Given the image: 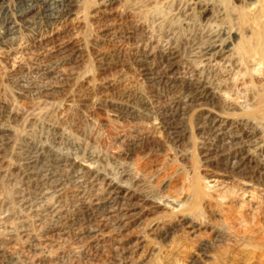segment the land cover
<instances>
[{"label":"rangeland","instance_id":"obj_1","mask_svg":"<svg viewBox=\"0 0 264 264\" xmlns=\"http://www.w3.org/2000/svg\"><path fill=\"white\" fill-rule=\"evenodd\" d=\"M64 1L0 0V264H264V72L242 50L260 0ZM195 87L211 98L187 107ZM213 114L261 142L247 179L229 174ZM41 147L101 178L81 184ZM196 181L219 190L186 200ZM109 183L184 206L167 205L161 234L149 219L122 230L130 203ZM211 228L252 240L211 246Z\"/></svg>","mask_w":264,"mask_h":264},{"label":"bare ground","instance_id":"obj_2","mask_svg":"<svg viewBox=\"0 0 264 264\" xmlns=\"http://www.w3.org/2000/svg\"><path fill=\"white\" fill-rule=\"evenodd\" d=\"M73 2V1H72ZM69 5L71 4V0H66L64 3L62 2L61 5ZM260 7L257 8L256 12V19L255 24L251 26L250 32H251V38L247 41L246 45L242 48L244 51L245 55L247 56V59L249 58L250 63L252 64H257L258 66H261L263 68L264 72V0H260ZM71 7V6H70ZM256 8V7H255ZM254 8V9H255ZM253 9V8H252ZM70 13V12H69ZM253 15V13H252ZM254 16V15H253ZM255 18V17H254ZM249 29V28H248ZM167 52V51H166ZM146 54V53H145ZM166 54V53H165ZM164 58V57H163ZM161 58V59H163ZM179 60V59H178ZM147 61V60H146ZM165 61L167 64H169L168 67L172 69L174 66V61L175 57L174 54H168L165 56ZM248 61V60H247ZM148 62V61H147ZM163 62V61H162ZM179 62V61H176ZM166 66V65H165ZM170 69V70H171ZM174 69V68H173ZM172 69V70H173ZM166 70V69H165ZM169 70V68H168ZM179 70V69H178ZM175 74V73H174ZM176 78V77H175ZM174 78V79H175ZM177 81V78H176ZM197 81V80H196ZM199 81V80H198ZM201 81V80H200ZM175 83V82H174ZM190 83V82H189ZM192 83V82H191ZM178 84V83H177ZM194 84V83H193ZM180 86V85H179ZM196 86V85H195ZM186 87V86H184ZM195 94L196 96L194 98H188L185 100L184 105L189 107L194 103L195 100H203L207 98H211L210 94H207L201 87H195ZM202 89V90H201ZM188 90V89H187ZM186 90V91H187ZM191 92V90L189 89ZM208 91V90H207ZM188 92V91H187ZM188 92V93H190ZM193 92V91H192ZM191 94V93H190ZM191 94V95H193ZM192 97V96H191ZM214 97V96H213ZM212 97V98H213ZM211 100V99H210ZM213 100V99H212ZM215 100V99H214ZM209 102V101H208ZM210 121V120H209ZM239 123V122H238ZM211 126L217 137H220L222 140L227 141L228 144L231 145L232 150L228 152V154L225 157V160L228 162L226 165H228V170H230V173L243 175L245 178L248 177V175L251 174L250 169L252 168L251 165L253 163V150H260L261 142H253L252 138H249L247 136H243L238 134L237 132V122L232 123L230 118L224 115L220 114H213L212 115V120H211ZM167 127V126H166ZM242 128V127H241ZM240 128V129H241ZM211 129V130H212ZM228 129V130H227ZM247 129V128H246ZM244 130V129H243ZM255 130V129H254ZM5 130L3 127L0 125V140L4 137ZM172 132V131H171ZM248 135H250V130ZM243 134V132H242ZM254 135V134H252ZM259 136V135H257ZM256 137V136H254ZM219 138V139H220ZM258 139V138H257ZM3 140V139H2ZM255 141V140H254ZM4 142V140H3ZM8 143V142H7ZM6 143V144H7ZM5 144V143H4ZM263 144V143H262ZM5 146V145H4ZM263 147V146H262ZM42 148V147H41ZM52 148V147H51ZM226 149V148H225ZM1 150V149H0ZM40 150V149H39ZM52 150V149H51ZM221 150V148H220ZM50 151V150H49ZM48 155L46 157H49L50 154L48 151H46ZM44 148L40 150V155L45 156ZM219 152V151H218ZM215 153V152H214ZM223 154V153H221ZM216 156V155H215ZM214 156V157H215ZM219 156V155H218ZM54 157V158H53ZM211 157V156H210ZM52 158L54 159L53 162L58 166V170L61 168L64 172L66 171L67 174L71 173L74 178H76L79 182L82 180H99L101 178V173L93 170H87L83 168L81 165H79L77 162H73L69 158H65L60 155H53ZM218 158V157H216ZM5 160V159H4ZM31 160V159H30ZM39 160V159H38ZM214 160V159H213ZM35 162V160H33ZM41 161V160H40ZM39 161V162H40ZM38 162V161H37ZM42 162V161H41ZM221 163V161H218ZM44 163V162H43ZM262 163V162H261ZM28 164V163H27ZM35 165L37 164L36 162L34 163ZM45 164V163H44ZM223 164V163H222ZM258 164V163H257ZM50 166V165H49ZM224 166V165H223ZM37 167V166H36ZM35 166L32 167L30 171L31 175L34 177H38L41 173V171L38 170ZM42 167V166H41ZM56 170V169H55ZM44 171V170H43ZM62 171V172H63ZM229 172V171H228ZM261 172V171H260ZM28 173V172H27ZM42 174V173H41ZM56 175V174H54ZM59 175V174H58ZM57 175V176H58ZM64 175V174H63ZM30 177V176H29ZM32 177V176H31ZM30 177V178H31ZM44 177V176H42ZM55 177V176H54ZM52 177V178H54ZM60 177V176H59ZM51 178V179H52ZM105 178V177H104ZM252 178V177H251ZM261 178V177H260ZM264 178V177H263ZM55 179V178H54ZM59 179V178H58ZM247 179V178H246ZM245 179V180H246ZM43 180V179H42ZM57 180V179H56ZM261 180V179H260ZM60 181V180H59ZM264 181V180H262ZM58 182V181H56ZM44 183V182H43ZM48 183V182H47ZM92 183V182H90ZM259 183V182H258ZM59 183L56 184V187L58 188ZM117 184V183H116ZM119 184V183H118ZM121 184V183H120ZM119 185H115L113 183H109V192H111V195H115V198L121 202H127L130 203L126 209L122 212V217L123 220L121 221L122 225V230L128 229L130 225V222L132 223L131 225L137 224L139 221L142 220H150L148 224H145L146 228L151 232V234H157L160 232H163V229L167 225V221L165 220L166 213H168L167 209L169 208L167 205H175L176 207L182 208L184 205L182 202L177 203L176 201H171L168 200L167 204L164 205L161 202H158L157 200L153 199V197H142L141 199L135 194V191L129 187H123ZM264 184V182H263ZM98 185V184H97ZM99 186V185H98ZM219 185L215 181H208L206 184H201L200 182L196 181L192 183V185L189 187L188 193L185 195V199L189 200L193 198L194 196L201 197L204 195V189L211 194L214 195L219 190ZM48 190H45L42 195L45 197L48 195ZM102 192V191H101ZM62 193V192H61ZM41 195V196H42ZM60 195V194H59ZM98 197V196H97ZM86 198V197H85ZM54 203V202H53ZM99 204V203H98ZM53 206V205H52ZM51 206V207H52ZM100 206V205H99ZM102 207V206H101ZM93 208V207H92ZM111 208V207H110ZM102 209V208H101ZM121 210V209H120ZM38 216V215H37ZM116 216V215H115ZM154 217V218H153ZM116 218V217H115ZM118 218V217H117ZM152 218V219H151ZM103 220V219H102ZM116 220V219H115ZM152 220V221H151ZM117 221V220H116ZM128 221V222H127ZM115 222V221H114ZM117 223V222H116ZM120 224V223H119ZM187 225V228H189L193 233H197L201 228L199 224L196 222H191L188 221L185 223ZM118 227V226H117ZM121 228V227H120ZM212 236H213V241L211 246H216L220 247L222 246L224 249V246H235V245H241L245 247L244 249L247 248V245L244 243H249L252 240V236L248 235H238L237 232L233 231V229H219V228H211ZM161 234V233H160ZM199 234V233H198ZM211 235V234H210ZM207 236V235H206ZM211 236V237H212ZM152 237V236H151ZM209 237V236H208ZM203 238V237H202ZM212 240V239H211ZM149 241V240H148ZM146 240V238H140L137 240L138 247H141V250L139 252L142 254L141 258L143 255L146 257L152 256L154 250L152 249V244H149ZM161 241V240H160ZM173 242V241H172ZM171 242V243H172ZM136 243V242H135ZM134 243V244H135ZM151 245V246H150ZM174 245V242H173ZM173 245H170V249L166 251V255L174 257L176 255L177 249H175ZM224 245V246H223ZM133 246V245H132ZM202 249L207 247L206 245L201 246ZM249 247V246H248ZM257 247V246H256ZM255 247V248H256ZM120 248V247H119ZM135 248V247H134ZM133 248V249H134ZM209 249V248H208ZM217 249V248H216ZM221 249V248H220ZM220 249L218 251H220ZM221 249V250H223ZM257 249V248H256ZM119 250V249H117ZM116 251V250H115ZM133 251V250H132ZM179 251V250H178ZM203 251V250H202ZM210 251V250H209ZM117 252V251H116ZM127 252V251H126ZM128 253V252H127ZM135 253V249H134ZM224 253V252H223ZM131 254V253H130ZM226 255V254H225ZM117 256V255H116ZM130 256V255H129ZM177 256V255H176ZM132 257V255H131ZM135 257V255H134ZM133 257V258H134ZM145 257V258H146ZM215 257V256H214ZM168 258V257H167ZM222 258V257H221ZM138 259V258H137ZM198 264H203L205 261L208 263L214 261V258H212L210 255H205L204 260H201L199 257H196ZM216 259V258H215ZM139 260V259H138ZM144 259H141V261ZM148 260V259H147ZM146 260V261H147ZM216 261V260H215ZM136 262V260H135ZM139 262V261H138ZM217 262V261H216ZM117 263V262H116ZM137 263V262H136ZM213 263V262H212ZM121 264V263H120ZM135 264V263H134Z\"/></svg>","mask_w":264,"mask_h":264}]
</instances>
